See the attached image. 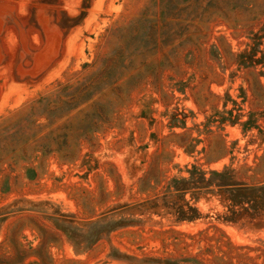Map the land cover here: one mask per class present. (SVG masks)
Returning a JSON list of instances; mask_svg holds the SVG:
<instances>
[{
    "label": "rangeland",
    "instance_id": "374dc122",
    "mask_svg": "<svg viewBox=\"0 0 264 264\" xmlns=\"http://www.w3.org/2000/svg\"><path fill=\"white\" fill-rule=\"evenodd\" d=\"M239 183L264 0H0V264H264Z\"/></svg>",
    "mask_w": 264,
    "mask_h": 264
},
{
    "label": "trees",
    "instance_id": "16d2710c",
    "mask_svg": "<svg viewBox=\"0 0 264 264\" xmlns=\"http://www.w3.org/2000/svg\"><path fill=\"white\" fill-rule=\"evenodd\" d=\"M212 173L220 175V174H223L224 171L217 172L216 170H212ZM230 188H233L234 190L233 202L240 205L241 207H244L243 206L244 203L250 206L252 203L256 202V198H257L256 193H260L262 196H264V185L253 186V185H247L244 183H239L237 186H230ZM180 217L181 219L185 217L194 218V214H191L189 216L182 215Z\"/></svg>",
    "mask_w": 264,
    "mask_h": 264
}]
</instances>
